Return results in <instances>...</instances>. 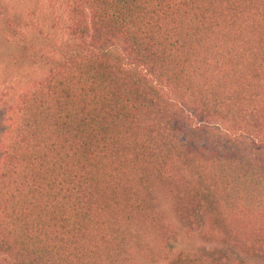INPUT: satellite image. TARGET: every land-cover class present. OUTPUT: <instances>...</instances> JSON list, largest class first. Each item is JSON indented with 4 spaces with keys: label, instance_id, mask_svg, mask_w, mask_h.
<instances>
[{
    "label": "trees",
    "instance_id": "16d2710c",
    "mask_svg": "<svg viewBox=\"0 0 264 264\" xmlns=\"http://www.w3.org/2000/svg\"><path fill=\"white\" fill-rule=\"evenodd\" d=\"M63 2L53 53L0 5L47 68L7 111L0 264H264V0Z\"/></svg>",
    "mask_w": 264,
    "mask_h": 264
},
{
    "label": "rangeland",
    "instance_id": "374dc122",
    "mask_svg": "<svg viewBox=\"0 0 264 264\" xmlns=\"http://www.w3.org/2000/svg\"><path fill=\"white\" fill-rule=\"evenodd\" d=\"M0 5L3 8L1 15L16 20L20 36L26 38L23 43H27L32 51L41 49L53 53L58 45L69 38L70 15L63 0H0ZM9 38L0 30V156L9 107L16 103L26 86L47 69L45 66L21 62L16 45L20 39ZM164 211L167 220L181 231L180 223L166 202ZM199 244V241H190L181 231L176 248H193Z\"/></svg>",
    "mask_w": 264,
    "mask_h": 264
}]
</instances>
